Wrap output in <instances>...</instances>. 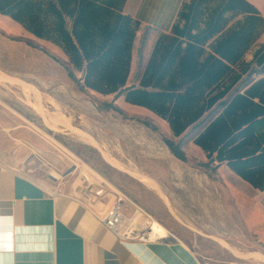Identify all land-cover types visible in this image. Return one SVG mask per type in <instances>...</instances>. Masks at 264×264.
Wrapping results in <instances>:
<instances>
[{"label": "crops", "instance_id": "crops-1", "mask_svg": "<svg viewBox=\"0 0 264 264\" xmlns=\"http://www.w3.org/2000/svg\"><path fill=\"white\" fill-rule=\"evenodd\" d=\"M239 3L0 0V30L65 58L86 90L150 115L233 175L259 199L240 195L257 228L264 226V9ZM102 213L72 193L55 195L0 156V264H202L176 238L122 242Z\"/></svg>", "mask_w": 264, "mask_h": 264}, {"label": "rangeland", "instance_id": "rangeland-1", "mask_svg": "<svg viewBox=\"0 0 264 264\" xmlns=\"http://www.w3.org/2000/svg\"><path fill=\"white\" fill-rule=\"evenodd\" d=\"M254 1L264 9V0ZM0 70L16 80L0 81V156L10 164L103 211L123 195L132 223L138 208L147 212L202 264H264V226L250 225L240 195L259 199L229 172L202 160L150 115L86 90L81 72L32 40L0 30ZM37 100L71 127L55 130L32 105ZM126 169L147 175L163 193ZM134 227L149 231L143 222Z\"/></svg>", "mask_w": 264, "mask_h": 264}, {"label": "bare ground", "instance_id": "bare-ground-1", "mask_svg": "<svg viewBox=\"0 0 264 264\" xmlns=\"http://www.w3.org/2000/svg\"><path fill=\"white\" fill-rule=\"evenodd\" d=\"M0 81L2 83H14L16 80L14 78L4 74L0 70ZM32 105L35 107L36 111H38L40 113V115L51 126H53L55 128V130L59 129L60 125H63V126H66V127H71V123L69 121H65V120L62 119V117H60L62 115H59L57 113H49L48 111H46V109L44 108L43 103H42L41 100H37L36 102H32ZM104 153H105V151H104ZM105 154H107V153H105ZM111 159L114 161L113 163H116L115 165H119L118 162L115 159H113V156L111 157ZM126 170L128 172H130L132 175H134L136 178H138L140 181H142L145 184H147L148 186L152 187V189L157 190L158 193L159 192L163 193V192H161V189H160L159 185L153 179L148 177L147 175H145V174H143V173H141V172H139L137 170H134V169H131V170L130 169H126ZM163 196H164V194H163ZM141 222H143L149 228V231H144V233H143V239L145 241L146 240H148V241L149 240L150 241L151 240L160 241V239H164V238L168 237L170 235V233H172L166 226L161 224L156 218H154L153 216L149 215L147 212H145V211L141 210L140 208H138L136 210V215L134 217V222L132 223L133 227H131V230L133 232L141 231L140 229H138V227L137 228L134 227L135 225H140ZM138 232H135V233H138Z\"/></svg>", "mask_w": 264, "mask_h": 264}, {"label": "built area", "instance_id": "built-area-1", "mask_svg": "<svg viewBox=\"0 0 264 264\" xmlns=\"http://www.w3.org/2000/svg\"><path fill=\"white\" fill-rule=\"evenodd\" d=\"M62 191H54L55 195L62 194ZM126 207V199L123 195L117 194L113 197L112 203L107 207L105 211H103L101 215V221L103 224L114 234L116 235L122 242L128 241H141L146 243L143 239L144 231H135V233L131 230L132 217L128 216L125 212ZM175 236L170 233V235L166 239H173Z\"/></svg>", "mask_w": 264, "mask_h": 264}, {"label": "trees", "instance_id": "trees-1", "mask_svg": "<svg viewBox=\"0 0 264 264\" xmlns=\"http://www.w3.org/2000/svg\"><path fill=\"white\" fill-rule=\"evenodd\" d=\"M239 1H240L239 6H242V5H243L242 0H239ZM212 104H213V102H212ZM200 113H201V112H200ZM202 113H203V112H202ZM198 114H199V113H198ZM197 116H198V115H197ZM197 116L195 117V119L197 118ZM199 116H200V114H199ZM195 119H194V120H195ZM184 129H185V127L179 128L178 131H176V135L179 136V135L183 132ZM221 139H222V137H221ZM167 143H168V145H169L171 151H172V152H173L178 158H180V159H182V160H186V159H187V155H186L185 152L180 148V146H179L178 144H175V143H174L173 141H171V140H168Z\"/></svg>", "mask_w": 264, "mask_h": 264}]
</instances>
